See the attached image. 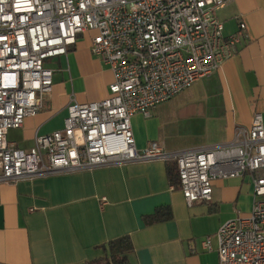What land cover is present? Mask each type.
I'll list each match as a JSON object with an SVG mask.
<instances>
[{"label":"built area","instance_id":"1","mask_svg":"<svg viewBox=\"0 0 264 264\" xmlns=\"http://www.w3.org/2000/svg\"><path fill=\"white\" fill-rule=\"evenodd\" d=\"M227 0H0V183L134 161L173 160L187 205L210 201L218 178L249 174L250 214L225 221L201 240H217L219 264H264V116L253 114L230 141L170 151L139 150L132 116L149 115L239 49L246 24L225 34L216 7ZM95 31L91 50L114 80L108 96L67 106L64 127L35 137L30 149L8 132L38 114L53 89L49 59Z\"/></svg>","mask_w":264,"mask_h":264},{"label":"crops","instance_id":"2","mask_svg":"<svg viewBox=\"0 0 264 264\" xmlns=\"http://www.w3.org/2000/svg\"><path fill=\"white\" fill-rule=\"evenodd\" d=\"M216 14L226 35L246 24L238 51L148 116L135 113L139 150L152 141L170 151L227 142L237 126L251 124L256 111L264 116V0H227ZM95 33H81L67 54L47 61L54 70L52 92L38 114L9 130L18 147L30 149L37 135L63 128L72 98L108 96L114 73L91 50ZM15 131L20 140L9 137ZM169 166L177 164L134 161L0 183V264H89L105 255L109 240L123 235L134 245L132 264H219L217 240L209 251L201 240L225 221L250 214L251 176L215 179L212 199L189 206L180 186L171 183ZM159 208L170 217L147 218Z\"/></svg>","mask_w":264,"mask_h":264},{"label":"trees","instance_id":"3","mask_svg":"<svg viewBox=\"0 0 264 264\" xmlns=\"http://www.w3.org/2000/svg\"><path fill=\"white\" fill-rule=\"evenodd\" d=\"M169 176L171 183L174 186L179 185V175L176 172L177 167L169 166ZM176 177V179H175ZM170 217V212L168 209L159 208L155 213L148 215V219L154 221L163 220ZM105 248V255L94 259L89 262V264H132L129 260V253L134 250V245L130 235H123L114 239L109 240Z\"/></svg>","mask_w":264,"mask_h":264},{"label":"rangeland","instance_id":"4","mask_svg":"<svg viewBox=\"0 0 264 264\" xmlns=\"http://www.w3.org/2000/svg\"><path fill=\"white\" fill-rule=\"evenodd\" d=\"M12 136H15L14 139H16V140H20L21 139L20 132H17V131L11 132L10 135H9V137L12 138Z\"/></svg>","mask_w":264,"mask_h":264}]
</instances>
